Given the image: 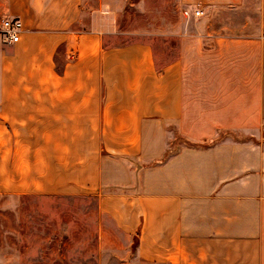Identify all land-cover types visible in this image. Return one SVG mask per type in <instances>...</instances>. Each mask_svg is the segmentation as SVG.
Segmentation results:
<instances>
[{"label":"crops","instance_id":"obj_1","mask_svg":"<svg viewBox=\"0 0 264 264\" xmlns=\"http://www.w3.org/2000/svg\"><path fill=\"white\" fill-rule=\"evenodd\" d=\"M73 2L0 0L21 22L0 41V194L93 196L97 245L130 240L118 264H264V35L180 34L157 68L147 42L104 43L109 9L65 29Z\"/></svg>","mask_w":264,"mask_h":264},{"label":"rangeland","instance_id":"obj_2","mask_svg":"<svg viewBox=\"0 0 264 264\" xmlns=\"http://www.w3.org/2000/svg\"><path fill=\"white\" fill-rule=\"evenodd\" d=\"M207 4L208 0H74L73 9L66 12L72 23L62 28H89L91 16L96 14L93 10L99 6L106 13L109 9L116 30L104 38V43L147 42L157 68L177 56L180 34L199 30L264 35V0H217L215 6L205 8ZM196 5L203 11L197 18L182 15L183 9ZM225 134L232 139L244 138L228 131H221L219 136ZM183 142L180 137L175 139L170 150ZM104 222L93 196L0 194V264H96L98 257L106 258V264L127 260L130 240L97 245V226ZM106 238L113 239L109 235ZM116 244L121 249H116Z\"/></svg>","mask_w":264,"mask_h":264},{"label":"built area","instance_id":"obj_3","mask_svg":"<svg viewBox=\"0 0 264 264\" xmlns=\"http://www.w3.org/2000/svg\"><path fill=\"white\" fill-rule=\"evenodd\" d=\"M181 13L184 17H198L201 14V11L198 8H192L183 9ZM20 30L21 22L17 18H4L0 20V33L4 42H15Z\"/></svg>","mask_w":264,"mask_h":264},{"label":"trees","instance_id":"obj_4","mask_svg":"<svg viewBox=\"0 0 264 264\" xmlns=\"http://www.w3.org/2000/svg\"><path fill=\"white\" fill-rule=\"evenodd\" d=\"M218 138H219V136L216 137V138H214V139H212V140H210L209 142L211 143V142H213V141H215V140H218ZM183 140H185V142H183V143H184L185 145H187V146H206L207 144H209V143H206V144L199 145V144H195V143L189 142V141L186 140V139H183ZM167 154H168V153H165V154L163 155L162 160H164V159L168 156Z\"/></svg>","mask_w":264,"mask_h":264},{"label":"water","instance_id":"obj_5","mask_svg":"<svg viewBox=\"0 0 264 264\" xmlns=\"http://www.w3.org/2000/svg\"><path fill=\"white\" fill-rule=\"evenodd\" d=\"M136 244V238H133V243H132V248L134 247V245Z\"/></svg>","mask_w":264,"mask_h":264}]
</instances>
